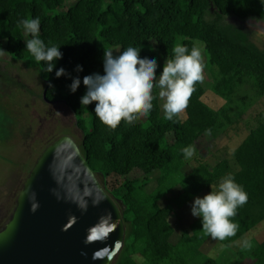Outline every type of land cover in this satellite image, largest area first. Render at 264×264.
<instances>
[{
  "label": "trees",
  "instance_id": "16d2710c",
  "mask_svg": "<svg viewBox=\"0 0 264 264\" xmlns=\"http://www.w3.org/2000/svg\"><path fill=\"white\" fill-rule=\"evenodd\" d=\"M67 1L0 0V49L12 53L27 69L37 70L45 81L46 103L63 102L71 109L83 132L79 145L90 167L105 178L113 174L126 178L118 188L108 190L124 206L127 227L124 247L114 264H136L134 254L143 256L145 264H242L247 260L264 264V240H252L253 247L241 248L234 258L211 257L204 250L211 237L204 233L199 218L175 241L176 230L169 221L178 208L210 192L211 185L217 186L228 174L243 186L249 200L233 218L239 224L236 236L217 242L231 246L264 221V117L234 150L237 171L227 159L215 166L205 161L192 166L182 154L183 148L195 147L207 129L213 138L224 134L264 97V27L257 25L264 23V4L260 0H75L65 9ZM35 17L41 20V39L61 45L63 58L56 68L63 67L69 76L57 78L56 69L42 71L43 62L37 64L26 49L23 39L30 37L20 21ZM198 42L204 44L206 66L214 80L212 91L225 101L221 108L208 105L203 100L204 86L197 84L176 124L164 118L159 89H155L149 117H139L131 125L122 121L112 130L96 117L95 102L81 105L86 93L83 77L103 74L104 49L143 46L141 57H157L159 75L174 46L183 43L191 49ZM77 65L83 71H76ZM75 77L81 85L72 93L69 85ZM35 162L23 168L28 171L26 177ZM135 170L146 177L129 178ZM153 181L156 186L149 191ZM176 188L179 195L169 201Z\"/></svg>",
  "mask_w": 264,
  "mask_h": 264
},
{
  "label": "water",
  "instance_id": "95a60500",
  "mask_svg": "<svg viewBox=\"0 0 264 264\" xmlns=\"http://www.w3.org/2000/svg\"><path fill=\"white\" fill-rule=\"evenodd\" d=\"M99 175L70 135L48 144L0 229V264H114L125 208Z\"/></svg>",
  "mask_w": 264,
  "mask_h": 264
},
{
  "label": "clouds",
  "instance_id": "9594fccd",
  "mask_svg": "<svg viewBox=\"0 0 264 264\" xmlns=\"http://www.w3.org/2000/svg\"><path fill=\"white\" fill-rule=\"evenodd\" d=\"M260 3L264 4V0H260ZM20 23L25 35L30 37L23 39L26 49L37 64L43 62L45 67L42 71L51 73L56 69L57 78L69 76L63 67L56 68L57 61L63 58L61 45L51 42L46 44L41 39L40 18H24ZM142 47L128 46L119 54H114L111 49H104L103 74L92 73L83 77L86 93L80 99L81 105L87 107L95 102L96 117L112 130L122 121L131 125L139 117H149L156 99L155 89H159V98L164 101V118L179 124L181 115L185 113L193 93L197 90L196 85L205 80L206 65L200 48L193 46L189 49L183 43L177 44L172 49V58L167 57L162 72L157 75V57H141ZM76 71H83V66L77 65ZM80 85L79 77L72 78L69 89L75 93ZM211 133V129L206 130L207 135ZM182 154L185 160H191L195 148L185 147ZM248 200L247 191L236 182L234 175L228 174L217 186L211 185L209 193L194 198L191 213L200 219L206 235L214 240L224 241L236 236L239 224L233 218ZM241 247L250 250L253 247L251 238H245ZM132 260L136 264H145V258L138 254H134Z\"/></svg>",
  "mask_w": 264,
  "mask_h": 264
},
{
  "label": "rangeland",
  "instance_id": "374dc122",
  "mask_svg": "<svg viewBox=\"0 0 264 264\" xmlns=\"http://www.w3.org/2000/svg\"><path fill=\"white\" fill-rule=\"evenodd\" d=\"M74 1L68 0L65 9H68ZM262 31L264 32V29ZM198 47L203 52L204 44L202 42H198ZM113 51L114 54L120 52L118 48ZM203 55L206 65L204 52ZM204 76L205 80L202 85L205 88V95L203 100L211 107L219 109L225 101L212 91L214 80L207 66L204 69ZM44 84L45 81L40 78L36 69H27L24 63L12 53L6 49H0V229L13 212L17 196L28 172L25 171L26 166H32L43 149L61 135H70L78 144L83 139V132L77 127L74 114L65 103H46L43 98ZM163 102L160 98L161 106ZM263 117L264 97L224 134L217 138L205 135L198 140L194 147V156L187 161L192 166L197 165L200 161L215 166L218 162L227 159L233 170L237 171L239 167L235 160L234 150ZM86 118L89 119V115ZM99 176L109 191L118 188L126 179L117 174L108 178ZM145 177V174L139 170H135L129 175L131 179H144ZM155 186L156 182L153 181L148 186V190L151 191ZM179 190L180 188H176L170 193L168 200H174L179 195ZM206 193L209 192L204 191L199 196L202 197ZM192 203L193 201L178 208L169 217V221L176 230L174 241L184 231L190 230L191 224L197 219L191 213ZM249 237L251 241L264 240V221L231 246H226L210 238L205 244L204 250L211 257L234 258L235 253L242 248L243 240ZM242 264H250V261L247 260Z\"/></svg>",
  "mask_w": 264,
  "mask_h": 264
},
{
  "label": "flooded vegetation",
  "instance_id": "af4514ba",
  "mask_svg": "<svg viewBox=\"0 0 264 264\" xmlns=\"http://www.w3.org/2000/svg\"><path fill=\"white\" fill-rule=\"evenodd\" d=\"M53 141H54V140H53ZM53 141H52V142H53ZM49 144H50V143H49Z\"/></svg>",
  "mask_w": 264,
  "mask_h": 264
},
{
  "label": "crops",
  "instance_id": "0c3cea01",
  "mask_svg": "<svg viewBox=\"0 0 264 264\" xmlns=\"http://www.w3.org/2000/svg\"><path fill=\"white\" fill-rule=\"evenodd\" d=\"M48 103V102H47ZM49 104V103H48Z\"/></svg>",
  "mask_w": 264,
  "mask_h": 264
}]
</instances>
